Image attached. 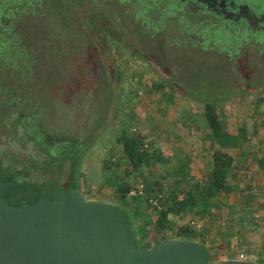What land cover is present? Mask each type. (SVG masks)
Returning <instances> with one entry per match:
<instances>
[{
  "label": "trees",
  "instance_id": "16d2710c",
  "mask_svg": "<svg viewBox=\"0 0 264 264\" xmlns=\"http://www.w3.org/2000/svg\"><path fill=\"white\" fill-rule=\"evenodd\" d=\"M85 1L89 2L90 7L80 16L76 9ZM170 8L167 0H0V122L4 121L9 125L6 134H10L11 139L16 140L18 144L23 142L22 133L29 131V107L32 108L35 106L34 103H37L31 95L32 89L38 82H46L52 78L59 70L64 58L61 45L72 30L79 32L85 29L89 34L100 35L103 41L102 48L114 63L117 83L121 81L124 72L120 64L116 63L117 56L111 52L112 45L128 54L136 66L150 68L157 74L152 80L153 89L162 94L165 108L174 98L177 83L176 78H173L172 68L176 65V59L180 57L184 65L192 64L197 68L198 73L193 79L206 77L203 74L205 71L216 72L223 76L222 81L226 83L227 91L233 94L242 86L244 93L255 95L254 106L259 107L264 98V86L258 87L264 83L263 34L254 35L252 39H256L255 42L252 41L248 46L242 47L247 44L244 41L247 38L244 39L237 34L232 40H225L219 36L220 34H214V30L209 26L192 23L191 17L186 16L184 20L169 18L167 14L171 13ZM126 19L129 20L127 25L123 24ZM119 27H123L125 33L131 30L135 41L138 43L140 41L142 47L138 46L135 49V43L129 48L124 47L120 43L124 35L116 32ZM183 32L186 35L193 32L200 35V39L184 36ZM146 33L147 41H142L141 37ZM183 44L188 45L183 55L173 49L169 50L168 47L184 46ZM240 48L243 49L241 55L235 57L234 54ZM214 54L217 55V59L212 62L210 59ZM91 62L89 56H83L78 62V70L71 71L83 78L73 82V90L84 81H88V76L95 74L96 67ZM177 77L179 80L182 79L178 75ZM233 86H237L236 90L231 89ZM186 87V95L197 97L195 99L191 97V100L194 103L200 101L202 104L208 128V147L211 151L209 170H202L200 175L195 177L184 164L177 163L172 173L166 171L156 174L150 171L147 168L157 159L150 148L143 146L144 143L149 144L150 140L138 129L139 127L135 126L134 120L128 125L124 123L123 118H120L122 125L116 137L121 144V157H104L99 164L100 194L103 199L109 197L126 213L128 221L134 226L137 240L166 238L168 234L207 240L213 233V221L220 217L221 211L228 203L227 196L234 189L233 179L241 167L239 158L250 151L246 147L249 141L246 125L239 123L235 132L228 131L224 115L218 109L217 102L228 100L232 94L223 97L213 94L197 95V90L192 85ZM1 108H4V111ZM35 112L38 119L40 114L36 108ZM39 124L36 127L38 136L31 137L35 138L36 145L45 156L25 157L21 161L19 156L12 154L14 158L4 162L1 156L6 155V152L0 151V182L14 180L21 183L11 197V202L12 200L18 204L23 201L34 202L44 182H49L27 179L26 176L31 173L34 166L47 172L55 165L61 168L60 163L68 160L70 163L68 178L77 170L81 175L76 164L83 155L86 140H71L72 147L66 148V141L54 137L59 134L57 131L53 132L52 138L47 139L44 137L46 131L42 130L46 128L44 122ZM77 147L81 149L80 153L78 150L75 151ZM54 149L53 153L56 155L52 153ZM167 174L175 176L167 181L166 178L169 176ZM86 179L93 180L92 176ZM140 179L144 183L143 192L132 194L131 190L135 189ZM245 190L247 194L241 197L238 209L249 215L258 212L261 207L252 200L256 193H250L251 189L248 188ZM158 193L162 196H158ZM149 197H156L160 208L153 205L148 200ZM259 200L258 203L264 202L263 197ZM230 207L232 208L233 204H230ZM231 212L233 213V210ZM232 213L226 224L230 231L234 225ZM188 214L207 218L208 223L202 225L203 230L193 227L190 223H184L172 233L167 232L170 229L171 215L184 217ZM236 214L238 216L234 222L237 224L240 214ZM241 220L250 222L251 227L259 225L258 220L247 215ZM232 235L233 233L229 234L225 240H231ZM137 242L140 249H147L153 241ZM199 242L205 245L206 241ZM225 242L226 247L232 244V241ZM258 261L264 263V260Z\"/></svg>",
  "mask_w": 264,
  "mask_h": 264
},
{
  "label": "rangeland",
  "instance_id": "374dc122",
  "mask_svg": "<svg viewBox=\"0 0 264 264\" xmlns=\"http://www.w3.org/2000/svg\"><path fill=\"white\" fill-rule=\"evenodd\" d=\"M89 7V2L85 1L81 6L77 7L76 11L82 16ZM128 21L127 19L124 20L123 24L127 25ZM71 32L68 34L66 40H64L63 45H61L62 52L64 53L63 56H60L64 58L59 70L46 82H38L32 89L31 95H33V100L37 102L34 103V107L40 114L37 119V124L40 125L39 122L43 121L46 127L45 129L42 128L43 131H46L52 136H54L53 132L57 131L59 134L54 137H59V139L66 141V148L72 147L73 142L71 140H86L82 152L83 155H81L76 164V168L80 169L81 175H79V171L77 170L71 178H68L70 163L68 160H65L63 163H60L61 168L55 165L47 172H43L39 167L34 166L31 173L26 176L27 179L38 181L48 180L51 182L52 187L56 188L57 186L52 182L56 177L60 183L65 184L66 182L67 184L68 182L70 185L81 188L86 197H101L99 199H103L99 191V181L101 180V177L98 176L100 173L99 164L104 157H121V144L116 140L122 125L120 118H123L124 123L128 125L134 120L136 122L135 126L137 128L139 127L138 129L144 132L150 140V150H152V153L157 158L155 163L147 168L150 171L156 174L165 173L166 171L172 173L173 167L177 163L182 162L188 168L191 167L190 170L193 174H197L198 171L195 172V170H197V166L199 165L194 163L196 160L201 162V166L203 167L210 166L211 158L207 156V158L204 157L202 159L205 153H201L198 150L199 146L203 144V140L200 139V136L198 139H191L190 134L186 132L190 126V124H187L189 113L188 111L187 113L183 111L185 109L187 110V107H182L181 104L186 105L189 102V104H192V110L194 111H196V106L200 104L198 109L201 107L202 110L200 101H198L199 104H196L198 102L194 103L191 100V97L194 99L197 97L190 94H188L190 95L189 97L186 95V85H192L197 90V93L195 92L197 95L206 96L213 94L218 97H223L232 94L227 91L226 83L222 81L223 76L213 71H205L203 74L206 77L193 79L194 75L198 73L197 68L192 64L189 66L187 64L184 65L182 58H177L176 65L172 68L173 78H176L177 86L175 88L173 102L165 108L163 106L162 94L160 91L153 89L152 80L157 74L150 68L136 66L132 63L128 54L123 53V50L112 45L111 52L117 56L116 63L120 64L124 72L121 81L117 83L114 74V63L103 50V45L101 44L103 41H101L100 35L89 34L85 29L79 32L72 30ZM116 32L124 35V39L120 42L124 47L129 48L133 43L136 44L135 49L138 46L139 48L142 47L140 41L139 43L135 41L131 30L125 33L123 27H119ZM183 33L185 36L186 33ZM187 35V37L190 36L191 38L197 37L196 40L200 39V35H196L193 32H189ZM146 36L147 33L142 36L143 38L141 37V40L147 41ZM249 44L247 42L242 47L248 46ZM168 47L169 50L173 49L181 55L188 49L187 44L184 46L170 45ZM242 51L243 49L240 48L234 56L239 57ZM83 56L90 57L91 63H93L92 65L96 67L95 74H91L90 77L88 76V81H84L73 90V82H77L76 80L83 78L80 74H73L71 71L78 70V62ZM224 58H226V54H224ZM216 59L217 55L214 54L210 60L214 62ZM175 73L182 79L179 80L177 75H174ZM108 81H110L109 84ZM263 86L264 83L258 85L260 88ZM236 88L237 86H233L231 89L236 90ZM244 91V88L241 86L237 89L236 93L233 92L234 95L232 94L233 96L231 95L228 100L217 102L218 107H220L221 103L228 104L234 102L236 104L235 102H240V104L232 108L235 110L236 116L240 115V118L235 116L239 122L240 120L244 122V113L249 114L247 113L248 111H253L251 103L255 95L252 96L244 93ZM111 94L112 96H110ZM176 110H180L178 111L180 117L177 121H175V114H178ZM192 119L194 120V118ZM180 121L186 123H181ZM8 128L9 126L6 123L3 122V124H0V151L3 150L2 152H6V155L2 154L1 158L4 162L11 161L14 158L12 156V151H14L16 156L19 155V159L22 161L23 158L32 153L33 147L31 148L29 142H26V146L18 145L16 140L11 139L9 134H6ZM165 133L172 135L164 138ZM38 134H32V136H38ZM195 146H197V153L201 155L193 154ZM204 148L207 151L208 146ZM77 150L80 153L81 149L77 147L75 151L77 152ZM53 152H55V149L52 150ZM37 156L41 158L45 156V153L39 152L37 148L36 158ZM167 175L169 176H167L166 180L169 181L172 175ZM88 176H92L93 180H87L86 178ZM241 190L243 189L241 188ZM262 190L264 192V189ZM237 193H239V189L234 188L231 193V195L233 194V199L230 197L231 195L227 196L229 204H225V207L220 213V217L216 221H213V233L207 237V240H225L232 233L231 240H264V209L260 208L258 212H250V216L252 215L251 217L259 222V225L255 227H251L252 224L245 220L243 223H240V221L237 224L235 223L236 217L238 216L236 213L241 212L243 214L242 209H238L239 205L236 202ZM104 199L112 201L109 197ZM256 203L257 206H261L258 202ZM230 204H233L232 208ZM251 207L253 208V206ZM231 210H233V213ZM231 213L235 221H233L232 231L228 230L226 226L228 219L232 216ZM256 213L259 216H255ZM189 217H191L189 214L184 217L171 215L170 229L167 232L172 233L175 231ZM200 222L202 225L208 223L207 218H200ZM168 235V237H174L172 234ZM226 244L225 241L205 242L204 246L212 254L211 263L237 258L239 250L244 245L251 246L248 249L249 256L256 255L261 258L260 260H264V241H232V244L227 247Z\"/></svg>",
  "mask_w": 264,
  "mask_h": 264
},
{
  "label": "water",
  "instance_id": "95a60500",
  "mask_svg": "<svg viewBox=\"0 0 264 264\" xmlns=\"http://www.w3.org/2000/svg\"><path fill=\"white\" fill-rule=\"evenodd\" d=\"M20 182H0V240H137L126 213L112 201L86 197L76 186L44 182L34 202L11 204ZM155 240H197L174 236ZM199 241H0V264H264L225 259L211 263Z\"/></svg>",
  "mask_w": 264,
  "mask_h": 264
},
{
  "label": "flooded vegetation",
  "instance_id": "af4514ba",
  "mask_svg": "<svg viewBox=\"0 0 264 264\" xmlns=\"http://www.w3.org/2000/svg\"><path fill=\"white\" fill-rule=\"evenodd\" d=\"M150 1V0H149ZM171 5V13L167 16L170 18H180L184 20V17L188 16L193 18L192 23H199L202 26H209L214 30V34L224 37L225 40H232L235 36L241 35L245 42L252 43L256 39H252L254 35L263 34L264 38V0H167ZM215 36V35H213ZM8 109V108H7ZM6 109V110H7ZM11 109V108H10ZM4 111V108H1ZM30 117L28 119V130L24 132V140L18 144L20 146H26V142H29L32 153L27 157L35 158L37 148L39 152H42L41 148L35 143V138L31 137L32 134H36L37 116L34 107H29ZM1 120V118H0ZM4 121L0 122L3 124ZM7 126H9L7 124ZM5 127V125H3ZM25 134H29L26 137ZM10 136V134H9ZM44 137L47 139L52 138V135L45 132ZM55 139V138H54ZM14 155V151H12ZM19 156V155H18ZM68 179V178H67ZM57 188H67L75 185H68L60 183L55 177L52 181ZM52 186L51 182H48ZM54 188V187H53ZM81 189V188H80ZM16 190V189H15ZM15 190L10 196L11 204H18L11 197L14 195Z\"/></svg>",
  "mask_w": 264,
  "mask_h": 264
},
{
  "label": "crops",
  "instance_id": "0c3cea01",
  "mask_svg": "<svg viewBox=\"0 0 264 264\" xmlns=\"http://www.w3.org/2000/svg\"><path fill=\"white\" fill-rule=\"evenodd\" d=\"M263 100H264V98H263ZM235 103L236 104H234V102H230L228 104L221 103L220 107H218V109L220 110V113L221 114L223 113V115H224L223 117L226 120L228 131L235 132L237 130L238 124L243 123L246 125L247 131L249 132L248 133L249 141L247 142V145H246L247 149L250 150L248 152L249 154L243 155V156H241V158H239V162L241 164L240 165L241 167L239 168V173H236L234 176V179H233L234 188L239 189V193H237L236 202H239L240 200H242L241 197H243L244 195L247 194L246 193L247 190H245L246 188L251 189L250 193H256V196H253L252 200L253 201L255 200L254 202H259L261 200V199L259 200L260 197H263V199H264V192L262 190V189H264V102L262 101L259 104V107L254 106L255 104H254V102H252L251 107H252L253 111H251V110L248 111L247 113H249V114L244 113V116H243L244 122H241V120L239 122L235 118L236 112L232 108L234 106H237L238 104H240V102H235ZM181 105H182V107H187V110L185 109L183 111H185V113H187V111H188V113H189L187 124H190V126H189V129L186 130L187 134H190L191 139H198L200 136V139L203 140V142H202L203 144H201L199 146L198 150L201 153H205V155L202 156V159L204 157L207 158V156L209 158H211L210 157L211 151H210L209 147L207 148V146H208V137H207L208 128H207V124H206L203 112L201 110V107L198 109L200 104H199V106H196V111L200 110L197 112L192 110V104H189V102L186 105L185 104H181ZM254 108L257 109L256 110L257 112L255 111ZM178 111H180V110H176V112L178 114H175V117H176L175 121H177L180 117V114ZM236 117L240 118V115H238ZM192 118H194V120ZM249 119H251V120L249 121ZM180 122L186 123V122H182V121H180ZM169 135H172V134H166L164 138H166ZM251 138H253V140H251ZM203 145H205L204 147L207 148V151L205 150ZM191 149H193V148L191 147ZM193 154L194 155H201V154L197 153V146L194 147ZM180 163H182V162H180ZM194 163L199 165V166H197V170H195V172L198 171L197 174H193L191 172V170H190L191 167L188 168L184 163H182V164H184L185 168L189 169V173L195 177L200 175L202 170H204V171L209 170L211 167V162H210V166H207V167L201 166V162H198L197 160ZM174 176H175V174H173L171 176V179L174 178ZM241 188L243 190H241ZM230 197L232 198L233 194ZM227 199H228V197H227ZM258 204H260L261 205L260 207L262 209H264V202L258 203ZM239 214L243 218L246 215L250 218L252 216V215L250 216L249 214H246L245 212H243V214H241V212H240ZM256 215H257V213H256ZM241 216L238 219V221H240V223H243V221L241 220ZM236 220H237V217H236Z\"/></svg>",
  "mask_w": 264,
  "mask_h": 264
},
{
  "label": "built area",
  "instance_id": "2783aa9c",
  "mask_svg": "<svg viewBox=\"0 0 264 264\" xmlns=\"http://www.w3.org/2000/svg\"><path fill=\"white\" fill-rule=\"evenodd\" d=\"M143 146L147 149L150 148L148 143H144ZM143 186H144L143 180H141V179L138 180V182L135 185V189H132L131 193L132 194H135L136 192L142 193L143 192L142 191ZM158 196H162V194L158 193ZM148 200L150 202H152L153 205H157V207L160 208L156 197H149ZM255 216H258V214ZM185 223H190L193 227H195L197 229H201V227H202V224L200 222V217H198V216L189 217ZM250 248H251V246H246V245L242 246L238 252L237 258H234V259H236V260H251V261H258L259 259H261V258L257 257L256 255L249 256L248 255L249 254L248 249H250Z\"/></svg>",
  "mask_w": 264,
  "mask_h": 264
}]
</instances>
